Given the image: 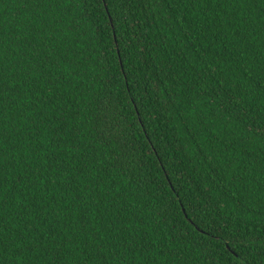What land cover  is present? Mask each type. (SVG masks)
<instances>
[{"label": "trees", "instance_id": "1", "mask_svg": "<svg viewBox=\"0 0 264 264\" xmlns=\"http://www.w3.org/2000/svg\"><path fill=\"white\" fill-rule=\"evenodd\" d=\"M0 264H264V0H0Z\"/></svg>", "mask_w": 264, "mask_h": 264}, {"label": "snow or ice", "instance_id": "2", "mask_svg": "<svg viewBox=\"0 0 264 264\" xmlns=\"http://www.w3.org/2000/svg\"><path fill=\"white\" fill-rule=\"evenodd\" d=\"M0 82H2V81H0Z\"/></svg>", "mask_w": 264, "mask_h": 264}]
</instances>
